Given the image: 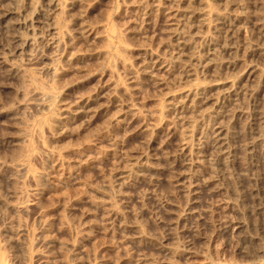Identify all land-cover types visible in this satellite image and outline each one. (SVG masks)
<instances>
[{"label": "rangeland", "instance_id": "rangeland-1", "mask_svg": "<svg viewBox=\"0 0 264 264\" xmlns=\"http://www.w3.org/2000/svg\"><path fill=\"white\" fill-rule=\"evenodd\" d=\"M27 1L0 0V264H264V0Z\"/></svg>", "mask_w": 264, "mask_h": 264}, {"label": "bare ground", "instance_id": "bare-ground-1", "mask_svg": "<svg viewBox=\"0 0 264 264\" xmlns=\"http://www.w3.org/2000/svg\"><path fill=\"white\" fill-rule=\"evenodd\" d=\"M9 1H11V2H13V6L11 7V8H9L6 12H5V15L4 16H10V15H14V16H16V17H18V18H21L22 17V12L24 11V9H26V11H29L30 10V8L31 7H26V8H22V7H20L16 2L18 1V0H9ZM35 0H30V2L31 3H33ZM27 2H29V1H27ZM30 2H29V5H30ZM5 3V2H4ZM65 2H64V0H47V4H45V8H47L48 9V11L49 12H52L53 14H55V15H62V14H65V12H66V8L68 7H65ZM70 6H71V4H70ZM32 9V8H31ZM77 9V8H76ZM40 10V9H39ZM43 11V10H42ZM45 13V12H44ZM210 13V12H209ZM209 13L208 12H205V13H203V14H201L200 16H202V17H204V16H207V15H209ZM3 14V13H2ZM36 16V15H35ZM54 15H50V17H53ZM6 18H8V17H6ZM14 19H16V18H14ZM52 19V18H51ZM85 19V18H84ZM83 19V20H84ZM5 20H7V19H5V18H3L2 19V21H5ZM21 20H22V18H21ZM45 20L47 21V18H45ZM80 21V20H79ZM49 22V21H48ZM26 23H28L27 21H26ZM51 24H52V27H53V32L55 31V33L57 34V35H60V34H62V28H61V26H60V23L53 17V19L51 20ZM23 25V24H22ZM21 25V26H22ZM28 25L29 26H31L32 24L29 22L28 23ZM35 25V24H34ZM64 25V24H63ZM63 25H62V27H63ZM18 26V25H17ZM24 26V25H23ZM15 27V26H14ZM40 28V27H39ZM45 28V27H44ZM188 28V27H187ZM23 29V28H22ZM27 30V29H26ZM44 30V29H43ZM29 32L31 31V29L30 30H28ZM195 31V30H194ZM32 32V31H31ZM36 32H37V30H36ZM40 32H41V30H40ZM40 32H37V34L38 33H40ZM45 32V31H44ZM48 32V31H47ZM46 32V33H47ZM51 32V31H50ZM45 33V34H46ZM55 33H54V35H55ZM65 33V32H64ZM29 34H31V33H29ZM37 34H34V36H32V37H27L26 39H24V38H21L20 36H16L17 38H19L20 39V41L23 43V45H28V46H31V45H33L34 43L36 44V42H40L41 41V46H42V43H46V42H43L45 39H44V37H41V36H39V37H37L36 35ZM51 34H52V32H51ZM51 34H49L50 36H48V37H51ZM41 35V34H40ZM45 37H46V35H45ZM180 39H182V38H180ZM47 40V39H46ZM58 40V39H57ZM185 40V39H184ZM205 40V39H204ZM17 41H18V39H17ZM19 41V42H20ZM47 41H49V40H47ZM51 41V40H50ZM49 41V42H50ZM39 42H38V44H39ZM48 43V42H47ZM46 43V44H47ZM56 43V42H55ZM99 43H100V41H99ZM51 45H53V44H51ZM50 45V46H51ZM45 46V45H44ZM60 47V46H59ZM213 47V46H212ZM53 49V48H52ZM233 53V52H232ZM190 55V54H189ZM69 56V55H68ZM221 58V57H220ZM231 59V58H230ZM67 60V59H66ZM47 61V60H46ZM218 61V60H217ZM48 62V61H47ZM221 63V62H220ZM60 68V67H59ZM227 69V68H226ZM48 71H51L50 69H48ZM254 74H256V73H254ZM54 76V75H53ZM252 77V76H251ZM213 78V77H212ZM252 78H254V77H252ZM244 82V81H243ZM48 98V97H47ZM129 167H130V169H129V171L128 172H124V174H131L132 172H135V171H137V172H140V171H142V170H144L145 168H147V167H149V158L148 157H141L140 159H131L130 161H129ZM119 175V174H118ZM245 227V226H244ZM27 240V239H26ZM28 245V244H27ZM35 249V248H34ZM28 251V250H27ZM2 261V259L0 258V262ZM3 263V262H2Z\"/></svg>", "mask_w": 264, "mask_h": 264}]
</instances>
